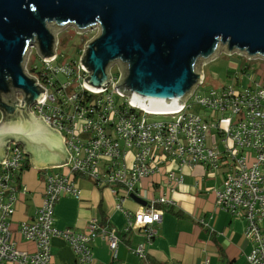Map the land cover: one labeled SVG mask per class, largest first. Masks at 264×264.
Returning a JSON list of instances; mask_svg holds the SVG:
<instances>
[{"label": "built area", "instance_id": "built-area-1", "mask_svg": "<svg viewBox=\"0 0 264 264\" xmlns=\"http://www.w3.org/2000/svg\"><path fill=\"white\" fill-rule=\"evenodd\" d=\"M64 30L53 32L52 58L44 59L36 45L30 46L23 69L44 90L41 100L29 110L61 137L69 155L65 164L69 174L46 178L36 215L17 228L21 238L34 245V252L19 251L12 237L10 219L14 213L17 180L27 155L19 143H8L4 163H0V264H51L50 246L54 237L70 246L76 264L92 263L90 246L97 239L104 241L115 258L120 240L114 229L101 227L96 220H91L80 232L60 231L54 225L57 202L65 196L79 198L76 176L109 186L117 210L127 218L128 228L135 225L151 243L157 234L156 225L161 221L157 208L171 201L167 196L148 198L135 212L123 211L121 205L132 195L143 199L136 184L158 172L164 159L176 163L179 173L185 166L201 165L214 172L227 165L222 187L213 191L215 204L221 211L244 220V235L252 244L246 255L248 264H264V237L259 228L264 219V84L246 72L247 63H264V57L227 54L247 62L242 74L247 76L249 84L241 90L225 84L199 95L205 86L201 73V82L182 106L167 112H149L116 90L119 75L113 76L112 67L109 68L111 80L108 79L104 89L93 90L84 84L91 75L81 65L89 41L84 43L77 60L58 64L61 59L58 36ZM93 30L98 33V25L84 31L74 28L75 35L82 37ZM34 53L39 65L32 66ZM14 98L21 101L22 93H15ZM194 106L212 116L194 113ZM149 116L170 120L150 122ZM128 155L131 156L129 163ZM176 172L169 170L166 174L178 186L182 176ZM133 253L144 257L141 247Z\"/></svg>", "mask_w": 264, "mask_h": 264}, {"label": "water", "instance_id": "water-1", "mask_svg": "<svg viewBox=\"0 0 264 264\" xmlns=\"http://www.w3.org/2000/svg\"><path fill=\"white\" fill-rule=\"evenodd\" d=\"M95 25L99 31L81 60L91 71L84 84L104 89L116 64V90L153 111L182 106L202 80L201 64L220 48L264 57V0H0V163L8 143L21 144L37 168L68 162L58 133L29 110L44 90L23 65L33 45L44 59L54 56V31Z\"/></svg>", "mask_w": 264, "mask_h": 264}, {"label": "crops", "instance_id": "crops-1", "mask_svg": "<svg viewBox=\"0 0 264 264\" xmlns=\"http://www.w3.org/2000/svg\"><path fill=\"white\" fill-rule=\"evenodd\" d=\"M237 58L229 57L221 64V76L234 75L235 69L243 73L246 64L242 65V59ZM0 123H4L1 109ZM62 146L65 150L63 143ZM26 155L25 166L17 180L16 201L10 224L17 249L33 253L34 245L22 239L17 228L36 215L42 202L46 178L69 174V171L65 164L34 167L29 154ZM130 160L131 156L128 155V163ZM158 167V172L136 184V190L142 194L143 199L135 197L143 202L160 196H167L171 201L157 208L161 213V221L156 225L157 234L151 243L146 241L143 231L135 225L128 228L127 218L117 210L115 196L109 186L96 185L92 180L79 176L74 178L80 190L79 198L65 196L57 202L54 208L55 227L60 231L80 232L86 229L91 220H96L101 227L114 229L120 240L115 258L104 241L97 239L90 246L93 257L91 264H248L246 255L252 244L244 235V220L221 211L215 204L213 191L222 187V180L228 173L227 165L214 172L201 165L185 166L179 173L176 172V163L164 159ZM169 170L182 176L181 185L169 181L166 174ZM22 189L26 191L23 193ZM140 205L131 197L123 201L121 207L123 211L135 212ZM259 228L264 237V219ZM138 247L143 249V258L133 253ZM50 252L51 264H76L72 249L59 237L51 239Z\"/></svg>", "mask_w": 264, "mask_h": 264}, {"label": "rangeland", "instance_id": "rangeland-1", "mask_svg": "<svg viewBox=\"0 0 264 264\" xmlns=\"http://www.w3.org/2000/svg\"><path fill=\"white\" fill-rule=\"evenodd\" d=\"M65 30L59 34V42L60 45L58 47V56L61 58L58 61V64H63L65 62H71L78 59L81 49L84 46L85 42H88L91 40L92 37L96 36L97 33L95 30L92 32H88L86 35L77 36L75 35L74 28L72 26H67L64 28ZM221 54L216 57L214 60L209 61L207 63H202L200 66V73L204 74L205 77V86L200 89L198 92L199 95H203V92H207L212 88H216L218 86H222L225 84H231L236 90H241L242 88L246 87L249 84V81L247 79V76L245 74H242V71L240 69H235L236 72H234V75L229 76H221V64L226 62L229 57H238L237 55H227L225 53V50L223 48H220ZM241 55V54H240ZM244 56V55H242ZM242 59L241 57H238L237 59ZM239 59V60H240ZM241 61V64L244 65L247 63L246 61ZM32 66L33 65H39L38 57H36V54L34 53L31 58ZM249 66V70H247V74L249 76L252 75V79H256L260 81V78H262V81H260L262 84H264V63L259 61H254L251 63H247ZM112 74L113 76H120L118 67L116 64H113L112 66ZM243 67V66H242ZM193 112L200 115V116H212L209 115L210 113L205 112L203 110H200L198 107H193ZM169 117H161V116H149L148 121L150 122H165L169 121Z\"/></svg>", "mask_w": 264, "mask_h": 264}, {"label": "bare ground", "instance_id": "bare-ground-1", "mask_svg": "<svg viewBox=\"0 0 264 264\" xmlns=\"http://www.w3.org/2000/svg\"><path fill=\"white\" fill-rule=\"evenodd\" d=\"M140 108L144 109L145 111H149V112H167V111H171V110H166V111H153V110H149V109H146L144 107H141L139 106Z\"/></svg>", "mask_w": 264, "mask_h": 264}]
</instances>
